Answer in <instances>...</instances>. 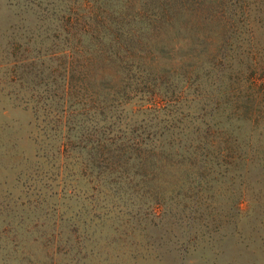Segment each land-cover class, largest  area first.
Here are the masks:
<instances>
[{
  "label": "rangeland",
  "instance_id": "obj_1",
  "mask_svg": "<svg viewBox=\"0 0 264 264\" xmlns=\"http://www.w3.org/2000/svg\"><path fill=\"white\" fill-rule=\"evenodd\" d=\"M141 5L0 0V264H264V134L232 114L247 59L231 39L222 67H200L184 98L156 110L154 96L182 87L169 59L140 61L137 83L118 59L94 56L92 31L80 27L93 24V7L103 18ZM254 32L264 49L263 27ZM176 119L191 137L192 125L213 123L211 136L236 140L230 155L257 148L260 165L201 164L194 195L195 168L141 164L159 141L166 148Z\"/></svg>",
  "mask_w": 264,
  "mask_h": 264
},
{
  "label": "trees",
  "instance_id": "obj_2",
  "mask_svg": "<svg viewBox=\"0 0 264 264\" xmlns=\"http://www.w3.org/2000/svg\"><path fill=\"white\" fill-rule=\"evenodd\" d=\"M187 2L188 0H142V5L136 11L129 13V10L123 17H116L114 13L106 11L105 16L101 18L102 15L97 11L101 9L93 7V24L82 23L80 27L84 31H92L90 45L94 56L101 57L102 61L118 59L124 70L130 72L133 69L138 73L137 83L144 81L139 71L140 61L151 65L159 61L157 59H169V72L180 80L182 87L175 94L171 91L169 98L160 94L154 96L151 104L156 110L160 108L159 100L173 103L184 98L183 91L190 85L193 76L197 75V70L206 65L209 68L222 67L223 60L220 54L224 45L234 39L236 56L245 57L247 60L244 63L245 71L240 73L246 83L241 85L242 91H239L244 95V101L234 108L232 114L248 120L252 127L259 129L258 138L262 140L264 49L255 46L253 40L254 30L257 27L264 29V0H190V4ZM254 25L257 26L254 28ZM244 33L248 34L247 38H242L241 35ZM79 51L81 52V49ZM63 54L71 57L67 51ZM239 58V62L243 63L242 58ZM84 61L79 70L82 80L87 75V71H83L82 68L93 62L89 55L87 61L86 59ZM191 61L194 62L190 63ZM162 78L157 76L158 80ZM82 80L80 79L84 83ZM65 85H70L67 78ZM111 96L113 98L114 93ZM180 120L176 119L178 125L177 123L172 125L178 131L165 139L166 148H163L161 141L156 143L153 150L145 151L146 157L142 159V165L151 164L158 170L176 164H185L192 171L195 168L194 177L189 184L191 186L189 189L194 195L201 190V186H198L200 182L198 184L195 182L201 164L207 167L209 163L218 165L222 162L225 171L227 167H236L240 162L255 161L260 165L258 155L255 154L257 148L253 149L254 155L250 152L243 156L230 155L234 148L238 147V144H235L236 140L231 145L227 139L222 137L216 139L215 136H211L214 135L213 123L201 120L203 128L198 124L192 125L188 130L194 134L191 137L188 132L183 131L189 129L188 125L181 123ZM209 135L211 137L208 139ZM96 144L99 148L103 147L99 141ZM259 146L263 147V144L260 143ZM163 203L164 201H158L156 204L163 206ZM191 206L194 207L196 204ZM162 213H169V209L165 211L164 206ZM190 219L198 218L193 215Z\"/></svg>",
  "mask_w": 264,
  "mask_h": 264
}]
</instances>
